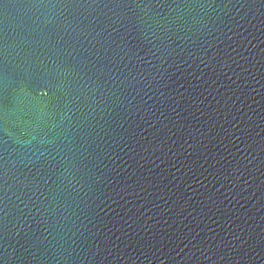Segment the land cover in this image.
<instances>
[{
	"label": "water",
	"instance_id": "obj_1",
	"mask_svg": "<svg viewBox=\"0 0 264 264\" xmlns=\"http://www.w3.org/2000/svg\"><path fill=\"white\" fill-rule=\"evenodd\" d=\"M0 264H264V0H0Z\"/></svg>",
	"mask_w": 264,
	"mask_h": 264
}]
</instances>
